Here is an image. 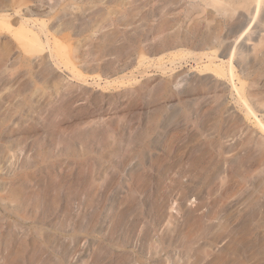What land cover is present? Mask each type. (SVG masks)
<instances>
[{"label":"rangeland","instance_id":"obj_1","mask_svg":"<svg viewBox=\"0 0 264 264\" xmlns=\"http://www.w3.org/2000/svg\"><path fill=\"white\" fill-rule=\"evenodd\" d=\"M0 264H264V0H0Z\"/></svg>","mask_w":264,"mask_h":264},{"label":"bare ground","instance_id":"obj_2","mask_svg":"<svg viewBox=\"0 0 264 264\" xmlns=\"http://www.w3.org/2000/svg\"><path fill=\"white\" fill-rule=\"evenodd\" d=\"M215 1L220 2V1H223V0H215ZM252 1H254V0H252ZM255 1H257V0H255ZM245 2H246V0H245Z\"/></svg>","mask_w":264,"mask_h":264}]
</instances>
